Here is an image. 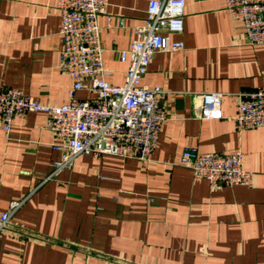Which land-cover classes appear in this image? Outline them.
Wrapping results in <instances>:
<instances>
[{
	"label": "crops",
	"instance_id": "crops-1",
	"mask_svg": "<svg viewBox=\"0 0 264 264\" xmlns=\"http://www.w3.org/2000/svg\"><path fill=\"white\" fill-rule=\"evenodd\" d=\"M152 0H108L98 18L106 81L121 86L129 48ZM184 49L153 55L142 80L166 91L168 121L149 161L78 157L44 182L59 154L47 119L29 113L0 127V215L21 206L0 233V264H264V127L239 131V99L264 88V44L245 43L223 0H185ZM60 13L48 0H0V91L17 89L47 105L68 102L58 69ZM221 93V120L198 117L201 96ZM94 94L81 91L78 100ZM199 153L240 150L251 187L211 188L179 165Z\"/></svg>",
	"mask_w": 264,
	"mask_h": 264
},
{
	"label": "built area",
	"instance_id": "built-area-1",
	"mask_svg": "<svg viewBox=\"0 0 264 264\" xmlns=\"http://www.w3.org/2000/svg\"><path fill=\"white\" fill-rule=\"evenodd\" d=\"M60 13L59 35L62 50L59 72L70 79L68 102L42 104L17 89L0 91V127L9 135L12 121L29 113H41L47 119L51 148L59 157L51 163L44 182L70 170L80 156L100 159L103 156L149 161L161 127L168 121L164 102L166 91L147 88L142 80L156 53L184 49L181 41L170 35L184 30L185 0H152L148 3L142 25L134 29L128 49L119 51V60L127 63L124 83H108L110 72L104 67L98 18L106 17L107 29L114 28L107 13L108 0H48ZM226 10L243 25L245 43L264 44V0H223ZM88 91L94 98L78 100L77 94ZM221 93L201 96L198 117L221 120ZM239 131L264 127V88L241 97L232 117ZM179 165L192 171L195 179L206 180L211 188L251 187L253 175L243 169L240 150L226 153H199L187 147L179 155ZM21 206L11 203L0 215V233L11 228L10 218Z\"/></svg>",
	"mask_w": 264,
	"mask_h": 264
}]
</instances>
